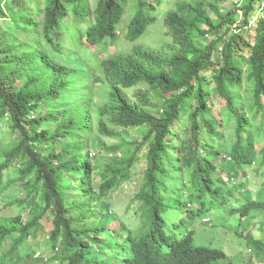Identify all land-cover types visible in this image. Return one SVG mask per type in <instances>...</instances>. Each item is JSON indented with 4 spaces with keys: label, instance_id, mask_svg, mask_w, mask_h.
<instances>
[{
    "label": "trees",
    "instance_id": "1",
    "mask_svg": "<svg viewBox=\"0 0 264 264\" xmlns=\"http://www.w3.org/2000/svg\"><path fill=\"white\" fill-rule=\"evenodd\" d=\"M233 1L0 0V264H243L196 242L208 199L264 254V0ZM160 17L171 42L138 43Z\"/></svg>",
    "mask_w": 264,
    "mask_h": 264
},
{
    "label": "rangeland",
    "instance_id": "2",
    "mask_svg": "<svg viewBox=\"0 0 264 264\" xmlns=\"http://www.w3.org/2000/svg\"><path fill=\"white\" fill-rule=\"evenodd\" d=\"M213 5H217L222 12H226L229 9H231L234 6L233 0H208ZM239 1V0H237ZM241 3V2H240ZM209 13H211L214 17L216 15L212 11L211 8H208ZM164 17H160L158 22L150 29L149 33L144 37L141 38L138 43H141L146 46H150L155 49H161L163 46L167 45L169 42H171V36L167 34V28L165 25H162ZM8 21L2 20V23H6ZM65 48H69V50L64 49V59L66 61L71 62H80L81 57L79 54H76L77 57L71 52L72 50H75V48L72 47L70 43L65 46ZM130 44L126 42V40L122 39L121 42L118 45H111L110 50L107 52L108 54L111 53L113 50L118 51H124L129 50ZM207 75L211 76V73H208ZM137 90H131V92H136ZM250 92L249 89L244 88V90L241 92L243 99L242 102L247 103L251 101L249 100L247 94ZM96 101L101 102L100 96L95 95ZM218 102L216 101L215 104ZM225 105V104H224ZM223 104L218 103L217 107L218 109L224 107ZM261 120V116L258 117L256 123L258 124ZM96 123V122H95ZM97 130V129H96ZM124 138L128 140L134 139H141L142 138V132L139 129H130L128 133H124ZM226 138H231L227 133H225ZM103 141L107 144H113L118 143V139L110 138V137H104ZM229 141V139H228ZM96 152H100L102 155H108L109 158L112 157L110 153L105 152L104 148H99L96 150ZM100 155V154H99ZM147 161L145 157V151L140 153V161L138 162L137 168L135 170L136 174L135 176L125 182L121 188L116 190L114 193L111 194L110 200L113 204L114 209L122 215L126 220L132 221L128 216H125L126 214H131L132 211L127 212L129 207L136 208V205L138 202L134 200V196L136 192L139 190V188L142 185V179L144 175V169L147 166ZM253 173L250 172V176L253 177ZM253 185H257V182H254ZM80 200L83 198V196L79 193H76ZM211 199H208V204L206 208V213L204 217L212 218V224H209L207 226L203 225H193L192 229L197 230L196 235V242L201 245H208V246H214V247H220L223 248L226 252L230 254V256L235 259L236 261H239L243 264H264V254H259L257 250L252 249V251L249 250L248 243L246 241H243L241 239L238 240V237L236 236V230H239L241 225L239 224V215H233V216H225L226 214V207L220 206L219 201L215 200V203H211ZM17 208H7L5 209V216H14L17 214ZM183 210H185L183 208ZM185 213L179 212L177 209H172V212L170 214V222L174 223L171 224L173 233H176L177 236H183L185 227H180L181 231H178V227L175 226L176 222H178ZM206 218V219H207ZM136 221V220H135ZM261 240L264 242V232L261 231L260 234ZM111 255V253L109 252Z\"/></svg>",
    "mask_w": 264,
    "mask_h": 264
}]
</instances>
